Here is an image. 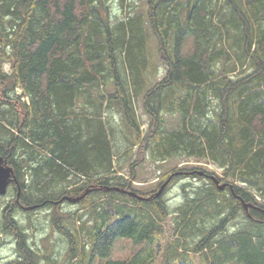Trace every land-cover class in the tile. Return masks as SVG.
<instances>
[{"label":"trees","instance_id":"trees-1","mask_svg":"<svg viewBox=\"0 0 264 264\" xmlns=\"http://www.w3.org/2000/svg\"><path fill=\"white\" fill-rule=\"evenodd\" d=\"M142 2L0 0V147L20 153L21 197L89 191L77 210L52 212L63 264H264V0ZM113 112L130 136L122 155ZM137 145L153 163L184 164L163 184L201 183L182 184L172 208L166 188H133L114 161ZM0 231L16 245L7 264H61L9 218ZM119 241L130 253L114 259Z\"/></svg>","mask_w":264,"mask_h":264},{"label":"rangeland","instance_id":"rangeland-1","mask_svg":"<svg viewBox=\"0 0 264 264\" xmlns=\"http://www.w3.org/2000/svg\"><path fill=\"white\" fill-rule=\"evenodd\" d=\"M131 2H135L137 4H142V0H128ZM126 10V9H125ZM111 11L113 14H117L118 17H121L120 9L117 4H113L111 6ZM161 66L160 62L158 63ZM4 72H10L9 65H3ZM15 96H17L15 94ZM136 116L141 124L140 130L144 133L149 124V119L143 113L141 103L137 102L135 106ZM114 113V118L116 123L113 121V126H116L117 134H115V146L119 149L120 154L122 155L125 151L124 142V132L129 136L127 129L125 130L124 125L119 121V116L116 112ZM179 126V121L177 116L168 117L166 121V129L172 130L177 129ZM123 130H125L123 132ZM132 138L135 140V136L132 134ZM140 145L135 146L130 154L127 157H121L118 161H114L120 167L121 173L118 174L123 180H129L132 183L133 188L140 190L143 193L149 192L151 190L156 189V192L160 191L162 188L165 189L163 193V197L167 200V204L172 208L173 206L179 203V199L181 198V185L187 182L192 184H199L201 180L186 177L188 179H182L177 182H173L170 184H166L165 186H161L163 184L162 178L169 172H173L178 168H183L184 164H180L178 159L172 161H165L159 163H153L149 160L147 152L144 149H141ZM131 165H133L131 167ZM189 165H197V166H205L208 172H212L216 176L220 177L219 171L216 168L210 165L203 164H194L192 162ZM134 171L135 173V181L133 182L130 178V171ZM204 179V178H203ZM206 180V179H205ZM159 184V185H158ZM220 184V183H219ZM168 185V186H167ZM160 186V188H159ZM158 188V189H157ZM161 190V191H162ZM14 192H9L5 196L0 197V228L3 225V209L5 206V202H7L8 198H14ZM78 204H70L68 202H64L63 205L58 207H49L38 209L36 214H30L29 216H23L21 213H17L15 216V222L17 225L22 226L26 229L25 236L27 244L30 246L32 250H34L39 256L43 252L44 255H48L57 263L61 262L65 257L64 248L66 247V242L62 240L60 235L56 232L52 224V212L54 208L58 213H69L78 209ZM29 218V219H28ZM229 231L233 230L232 225L227 226ZM15 241L12 236L1 233L0 231V264H7L12 262L16 258L15 253ZM130 244H125L122 241L116 242L113 251L112 257L114 259H122L125 258L130 253ZM42 258V257H40ZM75 264V263H72ZM194 264H197V261H194Z\"/></svg>","mask_w":264,"mask_h":264},{"label":"flooded vegetation","instance_id":"flooded-vegetation-1","mask_svg":"<svg viewBox=\"0 0 264 264\" xmlns=\"http://www.w3.org/2000/svg\"><path fill=\"white\" fill-rule=\"evenodd\" d=\"M17 103L18 102L15 101L14 105H17ZM23 117H24V113L22 114L21 120H23ZM19 154L20 153H18V150L15 147H12L10 144H5L0 147V157L2 158L3 164L6 167L12 169L13 175L16 179V184L14 182H11L7 188L6 194H8L9 192H14L15 197L13 199L9 197L7 202H5V206L3 209V221L9 218L10 220L15 222V216L17 213H21L23 216H29L30 214L35 215L38 209L48 208V206H52V205L53 207H58L64 204L63 202L59 203V200L61 198L59 200H56L52 204H48L49 203L48 201L42 203L41 202L36 203L35 200H28L24 197H21V194H23L20 192L21 170L17 167L18 161L20 159ZM81 194L82 193L78 194L77 196ZM31 207H35L34 210L28 209Z\"/></svg>","mask_w":264,"mask_h":264},{"label":"water","instance_id":"water-1","mask_svg":"<svg viewBox=\"0 0 264 264\" xmlns=\"http://www.w3.org/2000/svg\"><path fill=\"white\" fill-rule=\"evenodd\" d=\"M199 174L202 175V173H199ZM209 179H211L214 182V184L216 186H218L219 190H223L225 187L228 186L226 183L219 185L218 181L214 177H209ZM11 182H14L16 184V179L13 175V171L11 168L6 167L3 164L2 158L0 157V196H4L6 194L7 188ZM167 183L168 182H165L162 186H165ZM228 187H230V186H228ZM161 190H162V188L160 189L159 193L161 192ZM88 192L89 191L87 190L79 196H64L59 200V203L66 201L68 203L75 204V203L83 200V198L88 194ZM129 195L136 197V195L133 193H129ZM34 208L35 207H31L28 209L34 210ZM243 209L245 210L246 213L248 212V209L258 210V208L254 207L253 205H243Z\"/></svg>","mask_w":264,"mask_h":264},{"label":"bare ground","instance_id":"bare-ground-1","mask_svg":"<svg viewBox=\"0 0 264 264\" xmlns=\"http://www.w3.org/2000/svg\"><path fill=\"white\" fill-rule=\"evenodd\" d=\"M159 193V192H158Z\"/></svg>","mask_w":264,"mask_h":264}]
</instances>
